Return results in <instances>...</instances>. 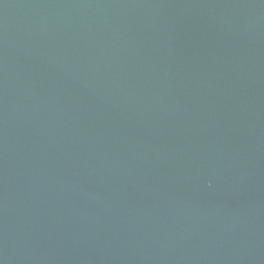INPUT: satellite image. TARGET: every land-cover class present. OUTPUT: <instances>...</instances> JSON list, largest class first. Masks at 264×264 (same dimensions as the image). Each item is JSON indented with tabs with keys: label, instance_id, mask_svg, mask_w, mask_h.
Instances as JSON below:
<instances>
[{
	"label": "water",
	"instance_id": "water-1",
	"mask_svg": "<svg viewBox=\"0 0 264 264\" xmlns=\"http://www.w3.org/2000/svg\"><path fill=\"white\" fill-rule=\"evenodd\" d=\"M0 264H264V0H0Z\"/></svg>",
	"mask_w": 264,
	"mask_h": 264
}]
</instances>
